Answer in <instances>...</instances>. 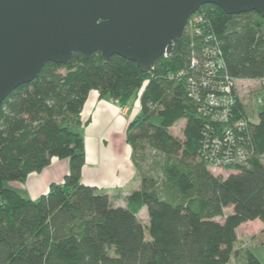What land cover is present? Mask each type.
<instances>
[{"label": "trees", "instance_id": "trees-1", "mask_svg": "<svg viewBox=\"0 0 264 264\" xmlns=\"http://www.w3.org/2000/svg\"><path fill=\"white\" fill-rule=\"evenodd\" d=\"M197 15L208 21L200 35L185 30L148 73L117 56L105 62L94 53L83 61L74 53L65 65L46 64L4 100L0 264H230L237 255L241 264H261L246 248L240 251L236 231L264 223V111L250 123L236 96L232 122L247 125L239 143L245 160L221 166L226 178L214 176L203 145L220 137L225 125L198 113L189 79L199 76V69H190L192 60L201 67L208 60L204 50L217 43L221 78L264 80V17L227 16L214 5L202 6ZM194 87L202 95L208 90ZM91 91L121 108L139 102L126 130L139 188L124 197L122 207L81 183L85 151L77 130ZM182 119L183 138L177 139L169 130ZM146 148L157 157L145 169ZM53 158L67 161L68 172L45 195L30 200L5 186L23 184ZM143 209L148 225L139 218Z\"/></svg>", "mask_w": 264, "mask_h": 264}, {"label": "water", "instance_id": "water-1", "mask_svg": "<svg viewBox=\"0 0 264 264\" xmlns=\"http://www.w3.org/2000/svg\"><path fill=\"white\" fill-rule=\"evenodd\" d=\"M204 5L264 17V0H0V107L46 64L65 65L74 53L117 56L148 73Z\"/></svg>", "mask_w": 264, "mask_h": 264}, {"label": "crops", "instance_id": "crops-1", "mask_svg": "<svg viewBox=\"0 0 264 264\" xmlns=\"http://www.w3.org/2000/svg\"><path fill=\"white\" fill-rule=\"evenodd\" d=\"M131 104L122 109L110 98H100L97 91H91L79 115L81 127L77 130L85 151L81 183L105 192L121 207L124 197L139 188L132 149L126 143L127 127L139 112L138 100ZM67 172L68 162L53 158L46 169L30 174L18 188L23 198L36 200L47 193L50 184L60 183Z\"/></svg>", "mask_w": 264, "mask_h": 264}, {"label": "built area", "instance_id": "built-area-1", "mask_svg": "<svg viewBox=\"0 0 264 264\" xmlns=\"http://www.w3.org/2000/svg\"><path fill=\"white\" fill-rule=\"evenodd\" d=\"M207 25L208 21L203 16L197 15L187 21L185 30H188L189 26V34L199 36ZM210 40L211 38L208 37L207 41ZM220 55L217 43H214L209 49L206 48L204 56L208 60H205L203 65L199 67L198 62L193 59L190 69H199V76L189 79L190 94L196 102L198 113L211 122L225 125L220 137L215 136L213 129L209 128L214 137L211 140L206 139L203 145L204 159L213 162V168L237 164L245 160V154L239 147V143L242 140L241 133L247 129L244 121L232 122L237 96L235 82L238 80L231 81L226 77L221 78L222 61ZM195 85L208 90L202 95L195 91Z\"/></svg>", "mask_w": 264, "mask_h": 264}, {"label": "rangeland", "instance_id": "rangeland-1", "mask_svg": "<svg viewBox=\"0 0 264 264\" xmlns=\"http://www.w3.org/2000/svg\"><path fill=\"white\" fill-rule=\"evenodd\" d=\"M189 30L190 28L188 26V30H186L187 34H189ZM235 88L237 90L238 99L245 107L248 121L252 124H256L258 122V114L264 111V80H238L235 82ZM122 109H126V107ZM152 123L158 125L159 120L154 118L152 119ZM184 126L185 120L182 119L170 128L169 133L177 139H182ZM145 155L146 158L143 166L146 169L150 165L151 161L157 157V153L146 148ZM212 171L214 176L226 178L228 175V172H224L220 168H212ZM5 186L15 189L17 193L24 197L18 188V184H6ZM228 213L229 210H226L225 214ZM139 218L144 224L148 225L147 212L145 209L141 211ZM240 227L241 228L236 231L240 251L243 250V248H246L258 259L261 264H264V223L256 220L254 223H246ZM145 238H149L147 231H145ZM239 256L240 255L234 257L230 264H241Z\"/></svg>", "mask_w": 264, "mask_h": 264}]
</instances>
